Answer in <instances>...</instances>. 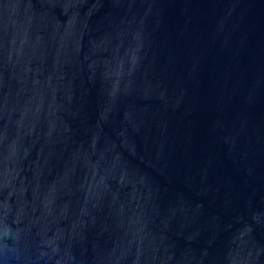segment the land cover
<instances>
[{
    "label": "water",
    "instance_id": "95a60500",
    "mask_svg": "<svg viewBox=\"0 0 264 264\" xmlns=\"http://www.w3.org/2000/svg\"><path fill=\"white\" fill-rule=\"evenodd\" d=\"M0 264H264V0H0Z\"/></svg>",
    "mask_w": 264,
    "mask_h": 264
}]
</instances>
